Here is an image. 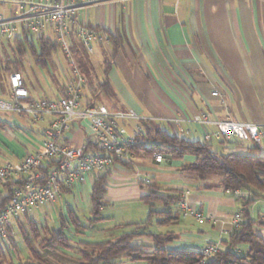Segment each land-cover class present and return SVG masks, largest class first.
Returning a JSON list of instances; mask_svg holds the SVG:
<instances>
[{
	"label": "crops",
	"instance_id": "1",
	"mask_svg": "<svg viewBox=\"0 0 264 264\" xmlns=\"http://www.w3.org/2000/svg\"><path fill=\"white\" fill-rule=\"evenodd\" d=\"M80 21L112 33L118 28L125 37L114 55L111 40L96 43L100 60L92 58L102 77L103 61L113 59L109 76L116 92L114 99L102 93L96 101L117 110L134 109L144 119L167 123L194 140H204L206 131H217L213 123L196 122L199 114H206L212 121L232 119L264 124V0H105L82 10ZM60 86L52 88L54 97L62 96ZM48 120L47 116L34 121L25 114L14 112L7 116L0 111V165H16L27 152L37 150L44 140ZM86 140L85 123H75L68 142L81 146ZM208 140L225 152L264 156V142H240L232 136H213ZM193 159L191 155L180 160L149 156L135 157L131 167L114 164L103 195L104 220L93 226L80 221L87 227L81 230L69 223L65 233L71 244L104 241L128 230L117 226L144 221L148 207L142 196L151 179L162 189L180 190L183 200L205 216L198 221L181 214L169 227L155 224L178 234L173 248L201 251L210 244L226 248L240 204L235 192L219 186L220 177L211 175L202 180L192 171L180 170L184 162ZM92 187L89 176L63 191L55 201L32 211L31 217L40 229L46 224L58 227L60 212L67 206L79 220L80 212L90 217ZM176 209L180 210L179 205ZM107 210L110 213L106 214ZM249 220L254 222V231L264 237V196L253 201ZM102 223L110 225L96 228ZM25 225L22 216L10 225L17 250L11 249L9 238L4 250L14 263L29 257L21 233ZM238 249L246 253L248 245L241 244ZM42 252L59 264H77L79 260L71 249L56 247ZM114 264L146 263L126 258Z\"/></svg>",
	"mask_w": 264,
	"mask_h": 264
},
{
	"label": "trees",
	"instance_id": "2",
	"mask_svg": "<svg viewBox=\"0 0 264 264\" xmlns=\"http://www.w3.org/2000/svg\"><path fill=\"white\" fill-rule=\"evenodd\" d=\"M76 28H72L71 52L76 66L84 76L88 90L84 94L89 104L96 102L100 94L104 93L110 99L116 97V92L110 80V69L113 65L112 58L103 61L104 77H102L91 55L85 49L80 38L75 34ZM125 37L121 30L115 28L111 35V50L113 55L122 45ZM15 54L17 60L0 59V96L8 97V78L14 71L24 70V55L30 49L38 64L47 67L53 54L60 49L56 40L42 38L39 42H28L17 39ZM7 79V83L4 82ZM65 85L61 84L60 91L64 95ZM142 130L136 135V144L133 146L136 158L155 156L162 154L174 160L183 159L186 155L194 157L191 161L184 162L180 166L182 171H192L200 179L208 176L221 178L219 186L225 190L235 192L241 190L242 194L236 195L240 204L238 212L240 216L239 226L234 227L229 237L228 246L219 249L213 256L205 259L204 264H264V237L256 233L253 221L250 218V206L257 197L264 196V156L239 154L235 152L216 151L208 139L194 140L181 135L172 129L167 123L142 119L139 121ZM91 149L94 146H90ZM258 149V147L256 148ZM116 163H118L116 161ZM125 167H131V162H119ZM45 169V168H44ZM110 170L97 176L93 181L92 204L89 226H93L104 220L102 210L106 203L107 179ZM18 181L9 180L0 188V208L6 207L12 196L13 187ZM73 187V186H72ZM72 187L61 185L60 193L66 192ZM146 192L142 200L148 207V216L144 221L122 224L116 228L126 227L118 236L110 237L100 242L81 241L77 246L71 244L70 237L65 233L69 223L81 230L87 228L80 223L73 209L67 206L66 212H60L59 226L46 224L40 229L38 223L31 217L28 211L21 216L26 222L25 229H21L22 236L29 248V257L14 263L6 256L5 250L0 246V264H59L46 258L43 250L56 247L74 250L79 255L77 264H114L122 259L133 262L142 261L146 264H198L204 258L201 251L189 249H176L172 244L178 239V234L172 230L153 231V225L169 227L180 216L177 210L183 200L180 190L162 189L151 179L145 186ZM67 213V218L65 216ZM19 216V217H21ZM17 217L16 219H18ZM69 221V222H68ZM115 229V228H113ZM111 230V229H110ZM111 232V231H110ZM7 235L11 249L17 250V243L12 233L11 226L7 228ZM149 237L151 244H140L137 240ZM37 241V244L34 243ZM248 245L246 253H242L238 246Z\"/></svg>",
	"mask_w": 264,
	"mask_h": 264
},
{
	"label": "built area",
	"instance_id": "3",
	"mask_svg": "<svg viewBox=\"0 0 264 264\" xmlns=\"http://www.w3.org/2000/svg\"><path fill=\"white\" fill-rule=\"evenodd\" d=\"M104 1L0 0V42L23 39L37 43L42 38H49L59 42L60 48L72 61L71 76L64 84V95L33 98L24 74L14 71L8 78V97H0V111L25 114L34 121L49 117L44 140L37 150L27 152L16 165H0V188L9 180L19 182L13 187L9 204L0 208V246L3 249L6 248L7 228L12 220L55 201L61 194L62 184L72 187L83 183L89 176L94 181L99 174L110 170L116 161L132 162L135 158L132 148L137 141L136 135L142 130L139 121L144 118L134 109L117 110L97 101L92 104L84 101L88 86L70 49L73 27L90 55L95 53L94 44L110 42L111 31L89 27L80 21L82 10ZM195 121L216 125L217 131H206L205 139L232 136L240 142H264V124L232 119L212 121L206 114L197 115ZM75 123H85L88 130V140L81 146L68 142V134ZM155 157L160 160L163 155L156 154ZM242 193L241 190L235 191L236 195ZM179 208L182 216H193L198 221L205 217L184 200L179 203ZM239 222L240 216L236 214L234 227L239 226ZM219 249L216 244L205 246L201 250L204 259L198 264H204L205 259Z\"/></svg>",
	"mask_w": 264,
	"mask_h": 264
},
{
	"label": "rangeland",
	"instance_id": "4",
	"mask_svg": "<svg viewBox=\"0 0 264 264\" xmlns=\"http://www.w3.org/2000/svg\"><path fill=\"white\" fill-rule=\"evenodd\" d=\"M94 47H95V53L91 55V57L95 56V59L100 60L99 52L96 51L97 50L96 44H94ZM15 50H16V45L14 41L0 42V59L5 60L6 58H11L12 60H17ZM71 62H72L71 58L67 56L64 53V51L60 48L53 54V58L50 60L49 65L47 67H42L40 64L37 63L31 50L27 49L23 60V64H24L23 74L26 79L27 87L29 88L32 96L35 98L54 97L55 91L53 89L57 88L59 84H65L68 77L71 76V71H72ZM4 82L7 83V79H4ZM4 112L7 116L11 114L14 115L13 111H4ZM210 143L212 144L214 150L222 151L218 147V144L216 142L212 141ZM65 211L66 210H64V212ZM111 211L112 213H115V210L114 211L111 210ZM105 213L107 214L110 212L108 211ZM88 215H86L84 212L79 213L81 223L89 224ZM65 216L67 217V213H65ZM34 217L36 218V215H34ZM108 225H110V223L109 224L102 223L97 225L96 228L108 227ZM151 230L159 231V230H166V228L153 225ZM136 242L140 244L148 245L152 243V240L149 237H143L137 240Z\"/></svg>",
	"mask_w": 264,
	"mask_h": 264
}]
</instances>
